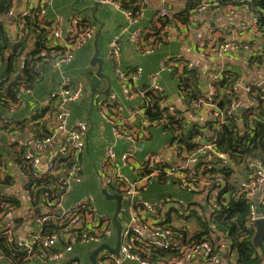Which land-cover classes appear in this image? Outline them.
<instances>
[{
    "label": "built area",
    "instance_id": "2783aa9c",
    "mask_svg": "<svg viewBox=\"0 0 264 264\" xmlns=\"http://www.w3.org/2000/svg\"><path fill=\"white\" fill-rule=\"evenodd\" d=\"M54 1L25 0L24 6L15 17L12 26L14 27V40L16 38L22 39L26 33L25 19L34 8L40 7L39 25L50 31L49 45L51 51L49 55L52 58L50 67L55 71H62L73 61L77 51L93 41L96 32L94 28L88 26L89 21L80 15L74 14L64 20L59 14L54 13L50 20L45 18L47 9L52 6ZM84 1L93 2L97 7L115 5L119 8L110 0ZM148 1L144 0L145 5ZM164 1L172 2L174 0ZM15 5L6 17L14 13ZM210 5H215L212 0H202L199 11ZM243 10L250 19L248 26L213 31L199 43L198 54L200 57L219 59L231 50L234 52L246 51L251 48L249 42L244 38L248 33L258 34L264 39V34L259 30L255 15L247 8ZM122 12L126 20L122 33L127 35L129 42L135 45L140 53H153L158 45L156 47L146 46L144 43L145 36L150 33L139 27L143 10L138 16L132 15L129 11ZM165 15L166 10H160L154 21ZM64 24L66 30L62 32L61 25ZM151 32L153 33L152 30ZM148 40L152 39L149 38ZM262 46L264 52V44ZM108 58L112 63L113 73L122 93L130 100L143 97L149 91L163 97V88L155 83L159 73L167 72L181 75L184 69L192 70L194 68L189 61L181 56L164 58L159 63L158 73L152 77L153 82L146 89L137 90L134 86L140 79L141 69L123 70L117 39H113L108 45ZM254 63L257 64V61ZM35 69H37V65ZM228 76L222 70L208 73L205 77L207 91L200 98L191 102L188 110L193 117L204 118L207 123H214L213 128L215 130H221L224 126L234 122L243 125V114L245 112L247 114L250 109L254 111L259 105L256 101L258 93L253 91L255 87H246L244 91L249 97L250 107L242 111V102L238 96V82H236L234 88L230 90L236 91L237 94L227 96L226 107L220 108L219 103L225 98L226 90L217 89L216 83ZM261 89L264 91V83H262ZM24 93H29V90L25 88L18 90L17 104L12 109L21 103V96ZM85 94L84 87L80 82L62 72L58 88L42 103L43 108L50 107V99L53 97L57 99L56 112L49 123L51 136L41 143V146L49 147L48 153L44 155L34 152L31 146H28L29 143L24 141L15 140L16 145L8 147V151L12 148L20 150L24 165L27 166V170H24L17 164L15 165L17 174L21 179L23 198L28 205L31 216L28 220L30 226L27 223L26 227L24 219L16 216L17 212L21 210L20 207L18 209L8 207L0 222V232L6 237L8 243L25 252H30L34 245L39 244L44 252L36 259L41 261L54 262L60 260L66 254L71 253L76 245L98 247L101 244L110 245L109 243L112 241L114 244L116 243L112 213L99 211L94 205L92 196L86 195L75 203L64 204L72 191V187L82 183L81 158L85 148V135L88 126L85 122L69 125V105L80 101L86 96ZM108 105L113 106L108 108ZM147 106L148 104L144 101L140 105L130 107L127 109L128 116L126 117L122 107L117 104L115 95L110 94L98 110L103 121L110 127L113 136V143L105 148L100 161L99 185L101 189L107 191L114 189L117 194L112 195L122 197L126 213L120 220L122 232L119 253L115 255L102 250L97 256V264H188L200 251L204 252L209 263L233 264L234 261L230 254L223 256L217 253L218 249L226 254L230 253L229 244L220 237V234L216 235L212 243L208 241L194 243L190 242L188 237L184 238L180 231L166 229V221L169 217L173 226L178 227L177 224L179 223L175 219L176 216L185 218L195 214L202 221L207 219L211 223L213 217L216 216V199L222 183H213L205 173L212 168L211 164L207 163L215 161L218 162L219 166L229 167L237 173L235 176L237 177V186L240 192L244 193L251 202L248 225L253 228L254 220L264 219V198L259 214L256 213L253 203L260 184L264 183V161L260 158L248 160L246 164L248 172L239 176L238 168L234 166L230 155L216 149L213 140L215 139L214 133L210 132L205 124H200L202 129L192 140L193 145L196 146L195 149L188 150L183 143V133L171 132L167 128L163 130L162 125L167 123L166 121L155 127L161 132L164 147L168 150L169 157L149 152L141 158H137L133 151L124 152L118 156L116 152L117 141L136 146L139 142L150 137L148 128L151 124L144 117ZM161 107L166 109V113L172 116L173 121L183 122L182 116L176 113V107L172 102L162 100ZM108 109H111V115H108ZM253 114L249 116V120H252ZM1 121L5 124L10 123L5 118ZM133 122L134 124H132ZM183 127L184 122L181 123V128L183 129ZM59 132H64L65 136L59 143L53 144ZM248 132H250L249 128L245 133ZM28 137L31 139L32 136ZM67 160L71 161L70 166L64 163ZM124 169H127L130 174H127ZM6 175L5 169L0 166V179ZM36 178H55L58 187L61 188V193L55 200L50 204L40 205L38 209H41L42 213L39 215L33 211L31 196V193L36 189ZM155 184L173 189L176 194L147 199L146 195L151 192V187ZM178 192L184 196H178ZM5 196L8 195L0 193V200ZM21 220L22 223L19 224ZM47 223L55 224L59 227V231L57 234L42 238L41 227ZM26 228H28L27 234L20 235V231ZM114 244L110 246L114 247ZM151 250L166 252L175 250L179 257L176 256L171 260L155 263L141 256V254L147 255ZM69 264H77V262L71 261Z\"/></svg>",
    "mask_w": 264,
    "mask_h": 264
},
{
    "label": "trees",
    "instance_id": "16d2710c",
    "mask_svg": "<svg viewBox=\"0 0 264 264\" xmlns=\"http://www.w3.org/2000/svg\"><path fill=\"white\" fill-rule=\"evenodd\" d=\"M117 4L122 11H129L134 16L143 10L145 3L144 0H110ZM186 1L185 9L172 16V17H160L155 21L154 34H147L145 36L144 43L146 46L156 47L163 42L167 36V27L170 24L179 23L186 25L189 23L190 18L199 10L202 5V0H184ZM215 5H210L207 8L216 6V8L227 9L232 8L234 10H240L247 8L251 13L255 15L258 20V27L264 34V0H212ZM16 0H0V19L6 17L8 12L14 7ZM92 5H91V4ZM82 5L85 7L95 6L93 2L85 1ZM80 6V4H79ZM80 6V7H84ZM39 11L40 7L34 8L31 14L25 19L26 33L22 39L16 38L13 47L10 46L12 41L10 32L6 30L4 22L0 21V111L4 109H12L16 102V96L20 88L32 89L34 85L40 80L43 73L40 69V62L45 61L49 64L52 61L50 58V45L49 34L50 31L45 27L39 25ZM47 18V15H45ZM89 21V20H88ZM49 25V22H47ZM90 24V25H89ZM88 26L95 29L94 24L89 21ZM183 26V27H184ZM96 31V30H95ZM145 31V30H144ZM163 33H165L163 36ZM17 34H19L17 32ZM163 36V37H162ZM152 40H148V39ZM29 40L32 41L31 50H27ZM37 65V69L35 66ZM123 68V67H122ZM123 70L129 71L133 69ZM171 77L176 81L182 103L186 108V111L190 108V103L197 100L202 96L200 88V75L193 68L192 70L184 69L181 75L171 74ZM236 79L233 75H230L216 83L217 89H225L226 96L219 103L220 108H225L227 104V96L236 95V91L230 90L234 88ZM139 89V90H144ZM253 91L258 93L256 95V101L258 107L250 109L247 114H243V125L239 126L237 122L231 125L224 126L221 130H215L213 128L214 123H206L205 126L209 128L210 132L214 133L216 149L218 151L228 153L234 163V166L238 168L239 176H243L248 172L246 164L248 160L260 158L264 161V91L261 88H254ZM139 105L142 102H146L148 106L145 108L144 117L150 122L152 128H156V125L162 124L164 121L167 123L162 125L164 130L183 133V143L188 150L195 149L192 140L200 132V124L190 123L183 117V112L177 110L176 113L182 116L184 122L183 129L181 128V121H173L171 115L166 113V109H162V100H170L169 97L163 94V97L153 92H147L143 97H138ZM55 97L50 99V107H45L40 110L39 113L30 116V119H24L18 123L5 124L0 118V135L2 133L22 134L31 137V143L41 145V143L51 136L50 121L55 115V107L57 104ZM144 104V103H143ZM113 105H108L111 108ZM243 111V110H242ZM256 112V113H254ZM97 113V112H96ZM254 113V114H253ZM111 109H108V115H111ZM253 114L252 120H249V116ZM134 124V122L132 123ZM250 124V125H249ZM161 128V129H162ZM206 128V127H204ZM248 128L250 132L245 133ZM16 145V141L11 143L2 144L0 141V166L9 167L11 164H17L24 170H27V166L24 165V161L21 157L20 150L12 148L8 151V147ZM27 145V144H26ZM28 146H31L30 144ZM68 166L71 165V161H64ZM207 164H211L212 168L206 171L207 178L213 183L221 182L220 191L216 199V216L213 217L211 223L202 221L195 214L190 217L179 218L176 216V220L179 224L178 227H174L171 219L168 217L166 221V229L172 231H180L182 235L188 237L190 242L199 243L208 241L212 243L217 234H220L221 238L229 244L230 253L226 254L221 250H217L219 255L230 256L233 258V264H264V241L260 244V254L254 249L251 244L253 236V228H250L249 218L251 202L245 197L244 193L240 192L237 186V173L235 170H231L226 166H219L218 162L209 161ZM7 168H5L6 170ZM10 181V183L8 182ZM36 189L31 193L33 203V211L35 214H41L42 210L38 209L42 204H50L61 193V188L58 187L57 180L55 178H36ZM9 186L13 183L11 175H6L0 179V184ZM161 184H155L154 186L160 187ZM161 188V187H160ZM111 194L115 193L114 189H108ZM178 196H184L182 193H177ZM44 200V201H43ZM43 202V203H42ZM20 200L18 198L13 199L12 196H5L0 200V222L2 216L8 210V207L18 209L20 207ZM170 216V215H167ZM22 223V220L19 224ZM59 227L53 223H47L41 227V237L45 238L53 234H57ZM44 251L39 244L34 245L30 252H25L13 247L8 243L6 237L0 232V264H29L33 259H36ZM143 258L148 259L151 262L167 261L179 257L177 251H154L151 250L147 255L141 254Z\"/></svg>",
    "mask_w": 264,
    "mask_h": 264
},
{
    "label": "crops",
    "instance_id": "0c3cea01",
    "mask_svg": "<svg viewBox=\"0 0 264 264\" xmlns=\"http://www.w3.org/2000/svg\"><path fill=\"white\" fill-rule=\"evenodd\" d=\"M24 1H17L15 5V11L21 9L24 6ZM84 0H55L52 6L47 9V19L53 18V14H59L64 20H66L71 15H80L83 18L91 21L94 24L95 32L100 31V37L98 40L99 57L103 59V73L109 79L110 89L109 93L105 96H98L95 101L94 111L90 116L92 125L88 121V111H89V98H90V80L96 71V67L92 65V57L94 54L93 41L82 49L77 51L74 55L73 61L62 71L53 70L48 63L45 61L40 62V69L43 73L40 80L34 85L29 93H24L21 96V103L14 109H4L0 111V118H5L12 123H18L24 119L37 114L43 108L42 103L47 98H49L58 88L60 82V74L63 72L68 77L74 78L76 81L80 82L85 90V97L76 103L69 105L70 117L69 125L76 122H85L88 126L87 134L85 135V148L82 155V183L72 187V191L68 196L64 204L70 205L77 202L83 196L89 195L94 199L95 197L91 193H84L79 195L77 191L83 183H85V173H93L97 180L98 188L101 195V187L99 185L98 169L100 165L101 158L104 154L105 148L113 143V136L110 131V127L103 121L98 113L100 105L107 100L108 95L114 94L116 97V102L122 107L123 114L127 117V109L132 106L139 105L138 97L135 99H128L121 90L119 83L113 73L112 63L108 58V45L113 39H117L121 51V61L122 67L126 69H141V76L138 83L135 84L137 90L147 88L152 82V77L156 75L159 71V63L164 58H169L172 56H181L186 61H189L197 73L200 75V83L202 94L207 91V85L205 82V77L208 73L215 70H222L224 74L233 75L238 82V96L241 99L242 105L241 109L245 110L250 107V100L248 95L245 93L244 89L246 87H256L261 88L262 83H264V52L262 50L264 39L258 34L248 33L244 36L245 40L249 42L251 48L242 52H234L231 50L228 54L224 55L219 59H204L198 54V45L202 42L208 35L213 31H220L222 29H234V27L248 26L249 17L244 12L243 9L234 10L232 8L221 9L212 6L211 8H205L202 11H197L191 18L188 24L181 25L179 23L170 24L166 29L167 33H163L166 36V40H163L159 44L153 53L143 54L137 50V47L129 42L127 35L122 33L123 28L126 25V20L123 12L115 5H103L100 7L82 5ZM84 6L83 8L79 6ZM91 4V3H90ZM92 5V4H91ZM186 7V1L184 0H174L172 2H167L164 0H149L143 8V17L139 21V27L142 30L149 31L150 35H153L151 30L155 25V18L158 12L162 9L166 10V17H172L180 12H182ZM209 7V6H208ZM6 30L9 31L10 28L7 24ZM184 26V27H183ZM62 32H65L66 26L61 25ZM216 31V32H217ZM10 32V31H9ZM165 34V35H164ZM11 36V35H10ZM162 36V37H163ZM15 39V38H14ZM27 50H31L32 41L29 40ZM257 61V64L254 63ZM155 83L161 86L165 94L169 97V101L174 104L177 110L183 112L186 108L183 105V101L180 97L177 83L171 77L170 73L161 72L157 75ZM108 87V81L103 79L100 82L99 89L104 91ZM97 112V113H96ZM192 116V115H191ZM192 118H195L192 116ZM196 120L190 121V123L206 124L204 118H195ZM133 121V119H130ZM242 127V125H239ZM150 137L144 141L139 142L136 146H132L122 141H117L116 152L118 156L122 155L124 152L133 151V154L137 158H141L145 153H156L161 156L169 157L168 150L164 147V139L162 138L161 132L157 128H152L150 131ZM9 133H2L0 135V141L2 144L11 143L15 141L14 137L7 135ZM17 135V134H12ZM19 135V134H18ZM22 135V134H20ZM29 140V144L34 152L46 155L48 153V146H41L31 143V139L27 135H22ZM65 136L64 132H59L55 139L57 144ZM4 139V142H2ZM93 147L94 151L97 152V161L93 160L89 154V149ZM99 148V149H98ZM7 168L5 171L7 175H11L13 178V183L9 186L0 184V193L8 196H12L16 200H20V211L17 212L16 216L23 218L26 224L30 219L31 214L28 211V205L24 200L22 194V186L20 176L17 174L15 164L11 166L3 167ZM127 174L130 172L124 169ZM239 179V177H238ZM157 185V184H156ZM161 187V188H160ZM160 187L152 186L151 192L146 195L147 199H155L164 195L176 194L173 189L166 188L162 185ZM102 196V195H101ZM256 200H253L256 209L261 210V202L264 198V183H261L258 188V193L256 194ZM103 198V196H102ZM104 199V198H103ZM105 200V199H104ZM106 201V200H105ZM113 203V202H112ZM123 203V209L121 213V218L125 215V205ZM258 206V207H256ZM96 208L105 213H112L106 210H101L97 206ZM120 218V220H121ZM30 226V223H28ZM28 228L21 230L20 235L27 234ZM113 245L114 242H110ZM108 245V244H106ZM108 245L109 247H111ZM115 246V244H114ZM77 247H82L76 245L72 252L66 254L62 259L54 262H45L39 259H34L30 264H69L71 261H76L77 264L80 263L78 259L84 257L85 251L78 250ZM84 247V246H83ZM95 246H89L86 253L90 254V251ZM87 257V258H88ZM87 264H90L87 260ZM97 264V260H96ZM135 264V263H128ZM188 264H212L207 262L203 251L197 253L193 261Z\"/></svg>",
    "mask_w": 264,
    "mask_h": 264
},
{
    "label": "water",
    "instance_id": "95a60500",
    "mask_svg": "<svg viewBox=\"0 0 264 264\" xmlns=\"http://www.w3.org/2000/svg\"><path fill=\"white\" fill-rule=\"evenodd\" d=\"M19 2H21V0H18ZM80 1V0H78ZM20 11V8L17 9L16 11H14V13L11 16L8 17H4L1 18L0 21L4 22L5 24H7L10 28V35H11V43L10 46L13 47L15 44V35H14V27L12 26L15 17L18 15ZM100 37V31L97 32L94 36L93 39V48H94V54L92 57V65L96 67V71L94 73V75L91 77L90 80V98H89V111H88V121L90 123V125H92V122L90 120V116L92 115L93 111H94V106H95V101L96 98L98 96H105L109 93V87H110V83H109V79L106 75H104L103 73V66H104V61L102 58L99 57V48H98V40ZM107 80L108 81V87L104 90L101 91L99 89L100 86V82L101 80ZM200 85H204V83H200ZM184 118L186 120H190V121H195V118H192L191 113L189 111H185L183 114ZM14 139L16 141H24L29 143V140L22 136V135H14L13 136ZM4 142V139L3 141ZM101 195L103 196V198L106 201L109 202H113L114 204V209H113V214H112V224L115 230V237H116V243L114 247H109L106 244H101L100 246H98L97 248H94L93 250L90 251L89 257H88V261L90 264H96V259L98 254L102 251H108L111 254H115L117 255L119 253V247H120V243H121V232H122V228H121V223H120V218H121V213H122V202L123 199L121 196H115L112 195L109 191H107L106 189H102L101 191ZM256 200V198L254 199ZM258 207V206H256ZM256 213L259 214L260 211L259 209H256ZM253 236L251 239V244L253 245L254 249L260 254V244L262 241H264V219L259 218L253 221Z\"/></svg>",
    "mask_w": 264,
    "mask_h": 264
},
{
    "label": "rangeland",
    "instance_id": "374dc122",
    "mask_svg": "<svg viewBox=\"0 0 264 264\" xmlns=\"http://www.w3.org/2000/svg\"><path fill=\"white\" fill-rule=\"evenodd\" d=\"M99 149V148H98ZM89 154L91 155L92 159L97 161V152L94 151L93 147L91 149H89ZM80 188L77 190L79 192L80 196L81 194L84 193H91L93 194V196L95 197V204L96 206L103 210H106L108 212H111V210L113 209V203L109 202V201H105L102 196L100 195V191L98 188V184H97V180L95 178V176L92 174H90V172H88L87 174L85 173V183H83L82 185L79 186ZM110 242V241H109ZM89 246H82V247H77L78 250H83L85 251L84 253V257L81 259H78V261L80 263H85L87 264V260H88V254L86 253V251L88 250Z\"/></svg>",
    "mask_w": 264,
    "mask_h": 264
}]
</instances>
